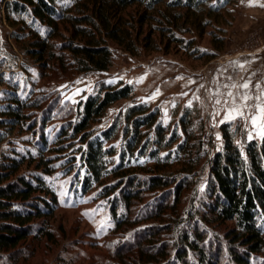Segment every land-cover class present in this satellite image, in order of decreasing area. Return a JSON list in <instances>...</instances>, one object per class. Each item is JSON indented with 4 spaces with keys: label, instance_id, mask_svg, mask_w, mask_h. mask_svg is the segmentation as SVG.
Listing matches in <instances>:
<instances>
[{
    "label": "trees",
    "instance_id": "obj_1",
    "mask_svg": "<svg viewBox=\"0 0 264 264\" xmlns=\"http://www.w3.org/2000/svg\"><path fill=\"white\" fill-rule=\"evenodd\" d=\"M240 2L3 0L0 264L25 263L33 243L54 239L57 176L73 197L94 191L107 203L118 238L108 264H264V136L247 139L239 122H223L212 151L196 104L164 122L158 106L134 100L105 122L111 106L132 100V84L98 81L76 104L57 88L109 71L112 44L209 62ZM205 38L213 51L198 48Z\"/></svg>",
    "mask_w": 264,
    "mask_h": 264
},
{
    "label": "rangeland",
    "instance_id": "obj_2",
    "mask_svg": "<svg viewBox=\"0 0 264 264\" xmlns=\"http://www.w3.org/2000/svg\"><path fill=\"white\" fill-rule=\"evenodd\" d=\"M239 5L226 47L213 60L196 61L182 53L164 55L140 51L131 55L112 44L114 62L110 70L58 81L60 96L76 104L92 91L96 82L122 81L133 85L132 100L111 106L105 122L134 100L158 106L164 122L175 119L183 107L196 104L205 118L202 141L206 148L213 151L221 147L219 125L228 121L239 122L247 139H259L264 136V114L260 111L264 108V63H260L264 53H258L255 44L258 33L239 32ZM6 31L3 0H0V54ZM198 48L213 51L206 38ZM256 117L260 119L253 123ZM197 179L194 190L185 199L186 213L204 186L202 173ZM55 185L58 188V205L52 220L55 237L33 243L34 255L20 264H108L118 238L111 234L107 203L96 199L94 191L73 197L66 178L57 176Z\"/></svg>",
    "mask_w": 264,
    "mask_h": 264
},
{
    "label": "crops",
    "instance_id": "obj_3",
    "mask_svg": "<svg viewBox=\"0 0 264 264\" xmlns=\"http://www.w3.org/2000/svg\"><path fill=\"white\" fill-rule=\"evenodd\" d=\"M262 5L264 0H241L238 8L239 32L258 33L255 44L260 54L264 53V6ZM260 63H264V60Z\"/></svg>",
    "mask_w": 264,
    "mask_h": 264
},
{
    "label": "snow or ice",
    "instance_id": "obj_4",
    "mask_svg": "<svg viewBox=\"0 0 264 264\" xmlns=\"http://www.w3.org/2000/svg\"><path fill=\"white\" fill-rule=\"evenodd\" d=\"M262 6H264V5H262ZM244 87L246 88V87H248V85L245 84ZM260 111H261L262 114H264V108L260 109ZM259 119H260V117H256V118H254V119H253V123H256L257 120H259Z\"/></svg>",
    "mask_w": 264,
    "mask_h": 264
},
{
    "label": "built area",
    "instance_id": "obj_5",
    "mask_svg": "<svg viewBox=\"0 0 264 264\" xmlns=\"http://www.w3.org/2000/svg\"><path fill=\"white\" fill-rule=\"evenodd\" d=\"M203 144H204V145L206 144L205 141H203Z\"/></svg>",
    "mask_w": 264,
    "mask_h": 264
}]
</instances>
